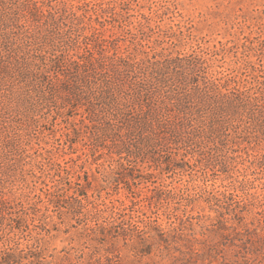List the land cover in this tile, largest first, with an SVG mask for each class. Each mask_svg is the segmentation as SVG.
<instances>
[{
  "label": "rangeland",
  "instance_id": "1",
  "mask_svg": "<svg viewBox=\"0 0 264 264\" xmlns=\"http://www.w3.org/2000/svg\"><path fill=\"white\" fill-rule=\"evenodd\" d=\"M0 7L8 17L25 8L63 12L67 44L44 43L42 72L54 54L69 62L85 42L106 41L109 55L137 60L195 55L223 92L264 80V0H0ZM16 59L0 61V252H18L22 264L31 253L49 264H264V113L229 116L222 130L180 143L163 160L135 148L142 162L134 170L115 160L108 134L99 137L87 92H54L46 74ZM75 183L88 193L81 208L71 197L81 189ZM111 213L130 237L94 240L96 223L108 224ZM40 238L43 249L33 245Z\"/></svg>",
  "mask_w": 264,
  "mask_h": 264
},
{
  "label": "trees",
  "instance_id": "2",
  "mask_svg": "<svg viewBox=\"0 0 264 264\" xmlns=\"http://www.w3.org/2000/svg\"><path fill=\"white\" fill-rule=\"evenodd\" d=\"M37 11L25 8L22 13L15 12L13 17H8V9L0 7V41L4 47L3 52L0 46V61L8 67V63L11 64L18 55L27 69L33 68L39 75L46 74L45 79L49 81L52 91H66L72 96L87 92V114L94 123L101 124L103 133L99 137L108 134L112 138L114 151L110 152L120 165L127 162L137 170L142 161L135 154V148L154 149L153 153L160 154L159 159L163 160L176 155L182 149L180 143H189L195 137L205 138L207 130H222L230 124L229 116L243 112L259 119L264 113V80L258 81L256 86H235L223 92L220 79L202 68L201 60L195 55L137 60L117 54L109 55L106 41L104 44L97 41V46L85 42V53L72 61L59 63L54 54L51 59L55 65L48 70L43 46L55 38L62 42L58 43L59 46L67 44L66 33L59 32L61 26L65 25V16L62 11L48 14H37ZM41 64L46 66H43L45 72L41 71ZM144 139H147L146 145L143 144ZM172 144L177 147L174 148ZM163 163L159 160L158 166ZM75 185L81 189L76 190L75 195L78 196L71 197L81 208L83 200L79 197L88 193L85 184ZM55 193L57 196L58 193ZM3 205L8 207L7 203L3 202ZM72 214L84 215L77 209ZM115 215L111 213L104 217L105 221L102 222L109 225L97 221L94 240H107L110 236L130 237L124 226L115 225ZM135 228L140 229L139 226ZM43 230L51 233L47 228ZM139 233H145L144 229ZM42 241V238L36 239V243L32 244L35 248L43 249ZM0 253V264H22L24 259L15 251ZM31 254L32 258L27 259L28 264L51 263L45 254L46 257Z\"/></svg>",
  "mask_w": 264,
  "mask_h": 264
}]
</instances>
